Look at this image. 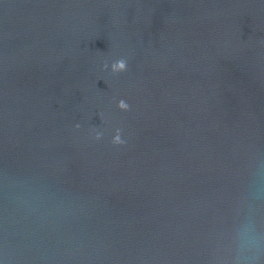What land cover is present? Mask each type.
<instances>
[{"label": "water", "instance_id": "obj_1", "mask_svg": "<svg viewBox=\"0 0 264 264\" xmlns=\"http://www.w3.org/2000/svg\"><path fill=\"white\" fill-rule=\"evenodd\" d=\"M261 177L264 0H0V264H252Z\"/></svg>", "mask_w": 264, "mask_h": 264}, {"label": "clouds", "instance_id": "obj_2", "mask_svg": "<svg viewBox=\"0 0 264 264\" xmlns=\"http://www.w3.org/2000/svg\"><path fill=\"white\" fill-rule=\"evenodd\" d=\"M113 68L117 69L121 72L126 70V61L123 59L118 60L113 64ZM118 108L122 111L128 110V105L121 100L118 103ZM79 127V126H77ZM99 139V135L97 136ZM114 144H121L122 141L119 137L113 141ZM257 198H264V177H261L254 188L253 193ZM244 244L248 248L249 251L253 252V255L247 257L245 259L252 262V264H258L261 254L264 253V237L261 236L259 232H257L254 228H246L244 230Z\"/></svg>", "mask_w": 264, "mask_h": 264}]
</instances>
